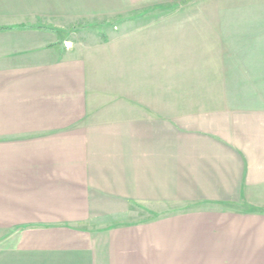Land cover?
I'll return each mask as SVG.
<instances>
[{"label": "crops", "instance_id": "obj_1", "mask_svg": "<svg viewBox=\"0 0 264 264\" xmlns=\"http://www.w3.org/2000/svg\"><path fill=\"white\" fill-rule=\"evenodd\" d=\"M162 2L0 0V264H264V48Z\"/></svg>", "mask_w": 264, "mask_h": 264}, {"label": "rangeland", "instance_id": "obj_2", "mask_svg": "<svg viewBox=\"0 0 264 264\" xmlns=\"http://www.w3.org/2000/svg\"><path fill=\"white\" fill-rule=\"evenodd\" d=\"M156 1L158 2V0ZM162 1L164 2L159 4L162 7L145 8L144 11L147 15L170 16L171 20L154 22L153 25L148 26L150 31L153 27L162 34L184 35L189 37L193 46L197 48L202 47L200 39L203 38L202 35L206 38L205 31L209 32V38L229 33L233 35L236 33L238 38L242 33L240 40L239 38L233 40L235 37L227 38L225 40L227 46L229 43L231 45L236 43L242 48H264V0ZM203 42L206 43L207 40ZM67 45L69 46V44ZM213 47L216 48V41Z\"/></svg>", "mask_w": 264, "mask_h": 264}, {"label": "built area", "instance_id": "obj_3", "mask_svg": "<svg viewBox=\"0 0 264 264\" xmlns=\"http://www.w3.org/2000/svg\"><path fill=\"white\" fill-rule=\"evenodd\" d=\"M68 45L66 44V47H67Z\"/></svg>", "mask_w": 264, "mask_h": 264}]
</instances>
